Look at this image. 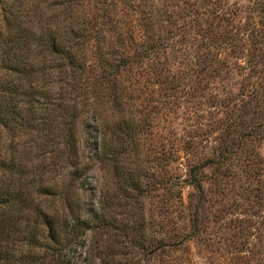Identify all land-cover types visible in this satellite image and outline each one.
I'll return each instance as SVG.
<instances>
[{
	"label": "rangeland",
	"instance_id": "rangeland-1",
	"mask_svg": "<svg viewBox=\"0 0 264 264\" xmlns=\"http://www.w3.org/2000/svg\"><path fill=\"white\" fill-rule=\"evenodd\" d=\"M51 3L15 2L21 17L18 38L2 29L7 11L0 4V104H18L19 114L6 117L22 127L16 133L0 130L1 159H11L22 171L16 191L31 211L50 204L37 196L38 179L32 177L48 164L39 148L47 122L40 102L47 104L55 90L32 87L30 74L53 34L47 18ZM82 3L76 16L103 29L105 52L115 44L121 55H143L147 49L154 54L152 62L140 65V83L126 94L133 96L136 120L147 125L139 148L122 154L118 169L103 164L104 141L113 146L110 154L121 146L113 145L118 119L107 96L98 98L102 89L95 81L104 65L95 39L85 47L80 83L72 92L70 87L62 91L74 115L67 123H73L77 153L60 150L57 163L64 168L50 176L60 177L63 185L82 177L72 189L74 212L67 200L54 204L68 225L60 232L67 264H99L103 253L113 264H143V250L163 241L174 246L152 254L148 264H264V0ZM10 51L20 53L22 74L4 60H11ZM159 77L171 87L158 86ZM138 182L140 191L133 187ZM105 197L110 203L105 218L117 229L97 233L92 228ZM26 214V219L40 218ZM185 235L190 236L179 246Z\"/></svg>",
	"mask_w": 264,
	"mask_h": 264
},
{
	"label": "trees",
	"instance_id": "trees-1",
	"mask_svg": "<svg viewBox=\"0 0 264 264\" xmlns=\"http://www.w3.org/2000/svg\"><path fill=\"white\" fill-rule=\"evenodd\" d=\"M9 1L0 0V4L3 5L2 9L7 11L3 15L1 27L18 38L21 26L20 12L14 10L17 0H13L14 3H12V0L11 3ZM82 1L52 0V3L47 7L49 11L47 18L50 20L53 34H50L49 44L41 47L40 53H44L42 60L39 61L35 57L33 62L37 69H33L34 71L30 74L32 80H34L32 87H38L40 84L39 87H51V91L55 90L52 99L47 104L40 102L42 106L40 112H45L48 117L45 118V115L43 117L47 122L42 123L43 129L41 132H43V138L39 143V148L43 154V161H48V164L43 170L39 171L37 169V173L35 175L32 174L33 181L36 177L38 179L37 196L42 198L43 201H49L47 203L50 204H46L41 209L36 206L34 211H31L28 201L19 197L20 192L16 191L18 181H15V179L17 177L18 179L22 178V171L11 159L10 161L1 159V152H3L4 148L0 147V264H67L68 251L61 245L60 232L67 228L68 225L61 222L62 217L54 207V204L57 201L67 200L70 204L69 210L74 212V207L72 206L74 193L72 189L76 187L82 177L80 175L74 176L75 178H72L68 184L63 185V182L59 183L58 178L60 177H51L50 175H53L56 171L58 172V169L64 168L57 163L61 156L60 150L69 147L72 152L74 151V156L77 153L75 151L77 139L75 134L72 133L73 123H67V119L73 120L74 115L70 113V107L67 106V99L62 91H67L69 90L68 87H70L72 92L74 87H77L80 83L79 78H82L80 76L85 68L83 63L85 58L84 51L87 43L90 42L89 40L95 39L98 44H101L99 50L102 54L100 57H103L104 70L100 79L95 81L96 87L102 89L98 91V98H106L107 96L112 116L118 119V135L113 145L118 144V146H121V150H119V153L116 151L110 154L108 151L113 149V146L107 147L108 142L104 141L103 151L105 150V154L103 164H105V168L108 164L116 165L120 163V156L128 153L132 148H139L141 132L147 125V122L142 119L136 120L135 112L132 111V105L130 104V97L133 96H127L126 94L129 92L130 87H136L140 83L139 78L143 76V71L142 67L141 70H139V67L146 59L149 61L148 63L152 62L150 57L151 54H154L153 49H147L143 55L139 52L135 56L131 54L125 56L124 54L121 55L117 45L111 44L109 51L105 52L104 44L102 47V43L106 42L103 29L98 30L89 20L76 16V9H79L80 5L83 6ZM14 27H18L15 32H13ZM112 32L116 34L118 31L114 28ZM140 46L142 48L141 44ZM7 56L11 60H4L11 61L12 65L14 63V71L22 74L20 53L10 51ZM144 75L147 76L148 73ZM126 78H128L127 83L129 85L126 84ZM158 79L160 83L162 77ZM37 80L40 82L37 83ZM166 84V82H161L158 86L171 87L169 84L166 86ZM15 87H19V85ZM172 87L174 86L172 85ZM19 111L17 103L12 105L0 104L1 131L6 130L7 132L16 133L21 130L20 122L6 117L8 114L15 113L18 115ZM57 111H59L58 114H56ZM126 115L129 116V119H126ZM54 130H57L58 134L54 135ZM116 166L118 169L119 166ZM46 177H49V179H46ZM192 177L193 185L201 192L203 188L197 175L192 174ZM133 187L136 191L142 190L139 182L134 184ZM48 198L51 199L49 200ZM109 209L110 203L105 197L101 204L102 216L96 217L92 228L94 232L101 233V231L117 229L114 223H111L112 219L107 220L105 218L106 213L110 212ZM24 213H27L26 216L37 213L40 218L32 220L29 217L26 219L23 216ZM74 228L78 227L73 225L72 229ZM189 236L185 235L177 244L179 246L184 245V241ZM44 244L47 245L46 248H43ZM172 246L174 245H168L165 241L160 242L154 249L151 248L149 250L150 246H147L143 250V264H148L153 259L152 254L162 253L164 249ZM18 247H22V249H17ZM103 254L104 256L100 257L99 264H113V258L107 257L106 253Z\"/></svg>",
	"mask_w": 264,
	"mask_h": 264
}]
</instances>
